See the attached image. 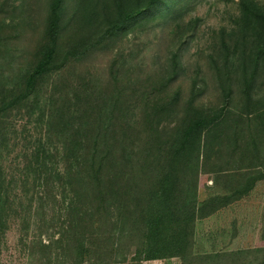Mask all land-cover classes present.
Returning a JSON list of instances; mask_svg holds the SVG:
<instances>
[{
	"label": "rangeland",
	"instance_id": "rangeland-1",
	"mask_svg": "<svg viewBox=\"0 0 264 264\" xmlns=\"http://www.w3.org/2000/svg\"><path fill=\"white\" fill-rule=\"evenodd\" d=\"M50 1L0 0V90L17 91L19 76L39 60L47 42ZM67 1L59 31L58 63L69 49H85L86 53L76 59L70 52L73 56L59 73L41 84L39 103L35 102L39 111L20 107L12 113L7 130L4 127L1 169L18 181L23 155L38 136V114L53 106L68 107L61 101L54 104L50 88L53 81L62 79L68 85L62 98L70 96L71 90L86 92L92 110L98 101L110 99L98 119V132L105 136L99 151L105 153L111 147L121 171L108 173L117 178L119 194L128 193L132 213L131 223L118 222L114 240L86 256L84 264H205L200 263L202 256H215L224 264L229 261L223 255L238 251L242 264H259L263 256L258 255L257 261L250 255H256L254 249H264V55L259 56L255 70L252 61L258 48L250 43L249 33L241 32L239 23L245 0L194 1L174 21L132 25L110 38L101 36L116 19L114 0H84L81 6L78 0ZM250 1L264 8V0ZM80 7H84L82 15H74ZM226 92L229 100L223 118L209 132V144H204L197 165L191 167L198 172L197 202L213 199L212 204H221L206 217L210 202L201 212L204 217L195 221L189 249L195 261L143 260L137 200L155 185L186 122L200 114L213 117L223 107ZM65 141L62 134L55 135L56 156L66 151L61 145ZM192 169L186 172V179ZM249 185L252 187L246 192ZM117 212H123L121 204ZM19 215L7 224L1 264H75L71 255L58 257L52 248L43 250L41 242L46 245L48 241L44 236L39 241L35 229L22 236L24 216ZM108 235L105 231L98 238L102 242Z\"/></svg>",
	"mask_w": 264,
	"mask_h": 264
},
{
	"label": "trees",
	"instance_id": "trees-1",
	"mask_svg": "<svg viewBox=\"0 0 264 264\" xmlns=\"http://www.w3.org/2000/svg\"><path fill=\"white\" fill-rule=\"evenodd\" d=\"M81 1L84 0H78V6L82 5ZM114 1L116 19L101 38H110L132 25L147 24L148 21L167 24L176 20L188 4L198 0ZM68 6L67 0L50 1L47 42L39 60L33 68L19 76L17 91L0 90V149L5 145L4 129L7 130L6 124L12 113H16L20 107H27L34 112L35 102L39 103L41 84L50 80L51 74L55 76L59 73L68 58L73 56L72 53L76 59L86 53L85 49L79 52L74 48L69 49L72 53L67 52L58 63L61 55L58 45L60 25ZM83 8L76 9L74 15H82ZM239 23L242 25L241 32L245 30L249 33V42L258 48V55L252 61L256 70L261 58L259 56L264 55V8L254 1L245 0L239 9ZM67 86L62 79L53 81V88H50L54 104L61 101L68 107L63 110L56 106L58 110H55L53 106L38 114V136L32 139L29 151L23 155L21 170L17 172L18 181L13 175L8 177L1 169L0 154V251L9 229V220L21 214L24 216L22 236H28L27 233L35 229L39 241L43 236L48 241L46 245L41 242L43 250L52 251L49 250L52 248L58 257L71 255L75 264H84L86 256L101 250L102 244L108 243V240H114L113 234L118 222L131 223L132 213L126 201L128 193L119 194V189H116L117 178L108 173L121 171L111 147L105 153L99 151V143L105 136L102 131L98 132V119L101 118L102 107L107 106L110 99L98 101V106L92 110L86 101L89 98L86 92L71 90L70 96L62 98L61 92L65 93ZM223 98V107L213 117L200 114L186 122L169 149L155 185L137 200L136 224L141 225L138 234L141 238L140 246L143 247V260L179 258L182 261H195L189 250L195 221L204 217L201 212L210 202V213L206 217L217 211L221 204H212L213 199L208 203L197 202L198 172L191 167L197 165L195 161L204 144H209L206 142L209 132L223 118L229 93L226 92ZM54 130L55 135L62 134L66 139L61 143L66 151L60 156H56L59 146L54 142ZM190 169V179H186V172ZM251 187L249 185L245 191ZM14 189H17L16 193ZM119 204L123 206L121 214L117 212ZM105 231L109 238L101 242L98 234ZM54 236H57L55 240ZM252 253L256 255L250 257L257 261L258 255H262L263 260L260 259L262 261L259 264H264V249H254ZM240 254L238 251L223 255L228 256L229 261L224 264H242L239 262ZM199 260L205 264H211V260H214L212 264H220L215 256L211 259L202 256Z\"/></svg>",
	"mask_w": 264,
	"mask_h": 264
}]
</instances>
